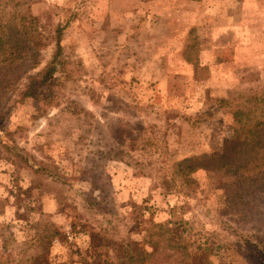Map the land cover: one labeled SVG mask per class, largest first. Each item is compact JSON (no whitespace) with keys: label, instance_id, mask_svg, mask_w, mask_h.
I'll return each mask as SVG.
<instances>
[{"label":"rangeland","instance_id":"1","mask_svg":"<svg viewBox=\"0 0 264 264\" xmlns=\"http://www.w3.org/2000/svg\"><path fill=\"white\" fill-rule=\"evenodd\" d=\"M18 1L43 46L0 66V264L115 262L129 239L264 264V194L175 169L264 99V0Z\"/></svg>","mask_w":264,"mask_h":264},{"label":"trees","instance_id":"2","mask_svg":"<svg viewBox=\"0 0 264 264\" xmlns=\"http://www.w3.org/2000/svg\"><path fill=\"white\" fill-rule=\"evenodd\" d=\"M25 3L18 0H0V66L12 67L22 59L36 58L39 54L41 33L39 19L33 16ZM62 30L55 35V44L60 49ZM185 56V55H184ZM190 61V57H186ZM53 68L47 69L43 76H50ZM40 76L37 73L35 76ZM31 78V77H30ZM35 78L25 93L28 97ZM244 108V129L235 133L226 143L221 153L214 157L206 155L184 159L175 164L181 178L187 179L197 171L213 173L218 177V185L222 189L248 188L264 194V99L253 97ZM261 106L263 108L261 109ZM184 225L181 223L180 227ZM183 233L188 232L184 227ZM55 232L47 235V243L55 237ZM170 239L171 255H163L157 251H145L133 248L137 245L130 239L125 249L118 253L115 262L104 260L103 264H170L175 257L177 264H200L206 250L189 244L180 245L177 240ZM195 246V245H194ZM200 252V253H199ZM157 253V254H156ZM173 260V259H172ZM34 264H43L37 258Z\"/></svg>","mask_w":264,"mask_h":264}]
</instances>
